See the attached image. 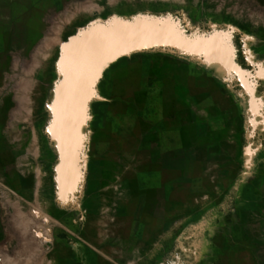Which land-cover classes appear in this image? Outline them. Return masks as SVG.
<instances>
[{
    "label": "rangeland",
    "instance_id": "374dc122",
    "mask_svg": "<svg viewBox=\"0 0 264 264\" xmlns=\"http://www.w3.org/2000/svg\"><path fill=\"white\" fill-rule=\"evenodd\" d=\"M28 3L29 8L20 0L0 2V221L9 236L0 258L9 264H264V151L258 147L264 123L259 117L264 106L258 98L264 88L259 86L257 65L248 64L240 50L236 60L248 72L245 76L255 97L235 95L239 142L234 152H203L188 138L186 146L172 143L168 163L167 154L162 162L159 153L160 163L154 168L157 154L147 149L154 144L151 136L156 131L153 103L143 107L138 152L121 153L114 145L104 151L90 129L100 87L117 60L96 86L84 127L81 181L66 196L57 179V143L48 132L62 79L58 66L62 46L92 23L155 15L172 18L195 36L217 29V5L224 6L221 15L253 23L262 3ZM56 28L60 38L48 47L44 42L54 37ZM233 41L238 46L239 35ZM143 51L201 62L169 47ZM232 81L240 80L234 75ZM126 117L129 121V111ZM116 124L118 120L112 121L113 128ZM116 141L117 146L120 141ZM125 141L130 148L131 138ZM147 163L151 168H146Z\"/></svg>",
    "mask_w": 264,
    "mask_h": 264
},
{
    "label": "crops",
    "instance_id": "0c3cea01",
    "mask_svg": "<svg viewBox=\"0 0 264 264\" xmlns=\"http://www.w3.org/2000/svg\"><path fill=\"white\" fill-rule=\"evenodd\" d=\"M5 1L10 0H0ZM20 1L29 8L28 1L34 0ZM243 2L245 5L250 2L262 3V7L260 5L256 9L258 17L253 23L221 15L222 5H217L216 12L219 16L214 23L218 30L232 32L233 36L239 35V45L234 43L235 47L248 64L252 62L254 66L257 65L259 86L264 88V0ZM221 73L220 69L209 70L201 62L170 53L143 51L122 57L114 63L100 87V98L92 115L91 135L99 138L100 146H104L106 152L110 151L112 145L121 153L138 152L139 138L143 135L140 132L143 107L153 103L156 131L152 136L147 131L146 136L153 137L154 144L146 146L149 152L157 154L153 157L154 168L160 163L159 153L163 155L162 162H165L164 155L167 154L168 163L172 143L186 146L188 138L203 152H234L239 142L235 95L239 98L250 97V86L247 89L241 81L235 84ZM235 85L239 88L236 89ZM258 99L264 106V95ZM128 111L129 121L126 117ZM259 117L264 120V108L260 110ZM117 120L118 124L113 128L112 121ZM263 120H258L259 124ZM188 128L191 129L190 133ZM261 134H264V123L259 131L258 145L263 152L264 137ZM112 137L115 140L109 139ZM128 138L132 142L130 148L127 141L124 142ZM116 139L120 141L117 146ZM207 139L209 141H204ZM118 147L120 148L117 150ZM150 165L151 163L145 164L146 168H151ZM8 238L0 221V248L5 247L9 242ZM0 264L9 263L2 257Z\"/></svg>",
    "mask_w": 264,
    "mask_h": 264
},
{
    "label": "water",
    "instance_id": "95a60500",
    "mask_svg": "<svg viewBox=\"0 0 264 264\" xmlns=\"http://www.w3.org/2000/svg\"><path fill=\"white\" fill-rule=\"evenodd\" d=\"M155 47L195 56L225 72L228 80L237 75L247 89L250 86L245 76L248 72L236 60L232 32L216 29L210 34L190 36L172 18L155 15L92 23L64 43L58 62L62 79L51 106L53 119L48 132L57 143V179L63 196L75 191L81 181L84 127L104 71L123 56ZM249 93L255 97L251 87Z\"/></svg>",
    "mask_w": 264,
    "mask_h": 264
},
{
    "label": "bare ground",
    "instance_id": "6f19581e",
    "mask_svg": "<svg viewBox=\"0 0 264 264\" xmlns=\"http://www.w3.org/2000/svg\"><path fill=\"white\" fill-rule=\"evenodd\" d=\"M85 3V2H84ZM83 3V4H84ZM52 29H53V27H52ZM57 30H55L56 31V33H55V35H54V37H47L46 38V41L44 42L45 44H46V46H48V47H50L53 43H56V42H58V40H59V29L58 28H56ZM63 43V42H62ZM61 43V44H62ZM65 43V42H64ZM42 45V44H41ZM48 47H46V48H48ZM40 52V51H39ZM34 60V59H33ZM21 80V79H20ZM18 85V84H17ZM20 85V84H19ZM26 86V85H25ZM21 87V86H20ZM27 87V86H26ZM107 191H105V193H106ZM102 193V192H101ZM130 193V192H129ZM110 194V193H109Z\"/></svg>",
    "mask_w": 264,
    "mask_h": 264
}]
</instances>
